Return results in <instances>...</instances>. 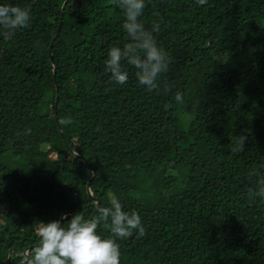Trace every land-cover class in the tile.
<instances>
[{
    "label": "trees",
    "instance_id": "trees-1",
    "mask_svg": "<svg viewBox=\"0 0 264 264\" xmlns=\"http://www.w3.org/2000/svg\"><path fill=\"white\" fill-rule=\"evenodd\" d=\"M0 3L31 14L0 37V264H25L38 222L93 218L113 196L146 228L117 238L121 264H264V198L248 194L264 173V0H147L172 61L159 92L126 62L110 82L107 50L127 42L111 0Z\"/></svg>",
    "mask_w": 264,
    "mask_h": 264
},
{
    "label": "clouds",
    "instance_id": "clouds-1",
    "mask_svg": "<svg viewBox=\"0 0 264 264\" xmlns=\"http://www.w3.org/2000/svg\"><path fill=\"white\" fill-rule=\"evenodd\" d=\"M204 5L207 0H196ZM111 4L122 13V29L127 42L122 46H110L104 61L105 71L110 73V82L124 85L129 75L124 62L136 69L135 77L145 90L160 91V77L169 70L172 62L169 54L158 45L154 33L160 31V22L152 21L151 29L145 27L141 17L147 7V0H111ZM159 16V13H154ZM30 9L9 3H0V37L10 40L19 29L30 27ZM165 91L170 88L165 87ZM177 103H183V93H175ZM62 125L70 124L71 118H62ZM26 129L25 134H30ZM246 135H239L230 151L234 154L245 150ZM253 176L256 179L253 181ZM254 187L248 189L250 197L264 198V173L254 171L249 175ZM98 215L86 218L75 214L65 223L60 220L38 222V243L28 250L25 264H121L120 246L117 238L127 239L136 234L137 239L146 235L142 218L136 210L124 211L123 205L115 196L109 206H97ZM103 223L111 233L104 237L97 229Z\"/></svg>",
    "mask_w": 264,
    "mask_h": 264
},
{
    "label": "water",
    "instance_id": "water-1",
    "mask_svg": "<svg viewBox=\"0 0 264 264\" xmlns=\"http://www.w3.org/2000/svg\"><path fill=\"white\" fill-rule=\"evenodd\" d=\"M64 7H65V4L63 5V9H64ZM59 29H60V28H59ZM59 29H58V31H57V34L54 36V40L56 39V37H57V35H58ZM63 217H64V215H63ZM27 252H28V250H27ZM11 255H12V250H11Z\"/></svg>",
    "mask_w": 264,
    "mask_h": 264
}]
</instances>
